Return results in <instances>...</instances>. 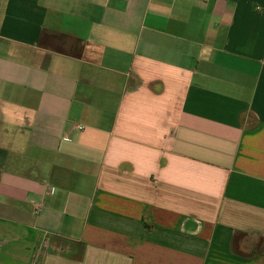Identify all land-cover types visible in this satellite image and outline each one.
<instances>
[{
    "label": "crops",
    "instance_id": "1",
    "mask_svg": "<svg viewBox=\"0 0 264 264\" xmlns=\"http://www.w3.org/2000/svg\"><path fill=\"white\" fill-rule=\"evenodd\" d=\"M0 264H264V0H0Z\"/></svg>",
    "mask_w": 264,
    "mask_h": 264
},
{
    "label": "built area",
    "instance_id": "2",
    "mask_svg": "<svg viewBox=\"0 0 264 264\" xmlns=\"http://www.w3.org/2000/svg\"><path fill=\"white\" fill-rule=\"evenodd\" d=\"M80 129H83V127H79Z\"/></svg>",
    "mask_w": 264,
    "mask_h": 264
}]
</instances>
